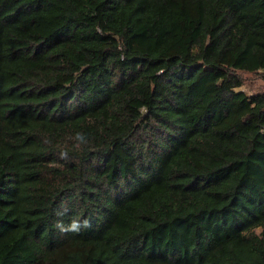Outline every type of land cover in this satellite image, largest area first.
Wrapping results in <instances>:
<instances>
[{
	"label": "trees",
	"instance_id": "trees-1",
	"mask_svg": "<svg viewBox=\"0 0 264 264\" xmlns=\"http://www.w3.org/2000/svg\"><path fill=\"white\" fill-rule=\"evenodd\" d=\"M243 73L264 0H0V264H264Z\"/></svg>",
	"mask_w": 264,
	"mask_h": 264
},
{
	"label": "clouds",
	"instance_id": "clouds-1",
	"mask_svg": "<svg viewBox=\"0 0 264 264\" xmlns=\"http://www.w3.org/2000/svg\"><path fill=\"white\" fill-rule=\"evenodd\" d=\"M75 141L77 142V146L80 145H87L89 143V138L86 134L82 132H77L74 137ZM50 142V141H49ZM59 156L63 160H67L69 157V153L66 150H61L59 153ZM57 216H62L64 215L63 212H57ZM55 227L60 230L63 233H73V234H79L82 229H87L91 227L90 221L87 219H84L81 221L79 218H73L70 223L65 225L63 221H57L55 224Z\"/></svg>",
	"mask_w": 264,
	"mask_h": 264
},
{
	"label": "rangeland",
	"instance_id": "rangeland-1",
	"mask_svg": "<svg viewBox=\"0 0 264 264\" xmlns=\"http://www.w3.org/2000/svg\"><path fill=\"white\" fill-rule=\"evenodd\" d=\"M243 75H245L247 83L242 87V89L255 91L264 88V80L260 77V75L246 73H243Z\"/></svg>",
	"mask_w": 264,
	"mask_h": 264
}]
</instances>
